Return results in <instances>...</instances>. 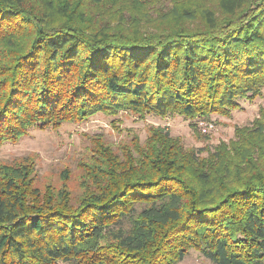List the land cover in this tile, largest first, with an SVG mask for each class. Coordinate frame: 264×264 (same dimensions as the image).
<instances>
[{
  "label": "trees",
  "instance_id": "16d2710c",
  "mask_svg": "<svg viewBox=\"0 0 264 264\" xmlns=\"http://www.w3.org/2000/svg\"><path fill=\"white\" fill-rule=\"evenodd\" d=\"M113 1L0 0V145L97 113L208 118L261 95L264 0H170L161 18L149 0L103 13ZM131 143L98 144L75 202L35 187L30 165H0V264H177L192 248L263 264L264 110L205 157L161 127Z\"/></svg>",
  "mask_w": 264,
  "mask_h": 264
},
{
  "label": "rangeland",
  "instance_id": "374dc122",
  "mask_svg": "<svg viewBox=\"0 0 264 264\" xmlns=\"http://www.w3.org/2000/svg\"><path fill=\"white\" fill-rule=\"evenodd\" d=\"M149 1L151 3L146 6L150 16L157 18L172 6L170 0ZM127 3L128 0H116L100 9L104 13L114 4L127 7ZM239 103L240 107L228 114L213 113L208 118L192 119L178 113L157 115L152 112L141 116L122 109L117 113H97L87 119L65 121L58 128H32L16 142L0 145V165H30L35 170V187L43 191L50 187L56 192L66 188L75 202L83 192L80 182L84 164L91 160L99 143L111 146L116 154L122 155V147H131L134 136L144 141L154 126L168 130L172 136L180 138L187 149L200 150L201 156L205 157L219 143L233 139L236 128L251 125L260 116L264 110V88L260 96L241 99ZM201 122H212L215 127L204 132ZM140 207L137 205L138 210ZM177 264L212 262L200 250L192 248Z\"/></svg>",
  "mask_w": 264,
  "mask_h": 264
},
{
  "label": "built area",
  "instance_id": "2783aa9c",
  "mask_svg": "<svg viewBox=\"0 0 264 264\" xmlns=\"http://www.w3.org/2000/svg\"><path fill=\"white\" fill-rule=\"evenodd\" d=\"M201 126H203L204 132L211 131L215 127L212 122H201Z\"/></svg>",
  "mask_w": 264,
  "mask_h": 264
}]
</instances>
